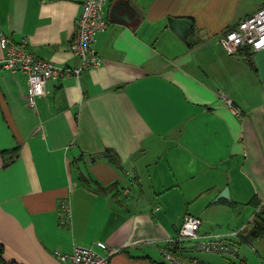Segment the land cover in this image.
<instances>
[{
    "label": "crops",
    "instance_id": "1",
    "mask_svg": "<svg viewBox=\"0 0 264 264\" xmlns=\"http://www.w3.org/2000/svg\"><path fill=\"white\" fill-rule=\"evenodd\" d=\"M83 1L0 0V33L77 66L69 44ZM262 3L107 0L102 63L48 79L34 107L26 75L4 69L0 49V262L61 264L55 250L103 240L122 247L108 264H167L161 249L186 213L201 217L200 234L255 252L248 225L212 227L218 206L264 199V48L231 55L218 40ZM168 17L190 19L187 40ZM225 186L230 198L215 200ZM173 247L206 264L225 256L188 240Z\"/></svg>",
    "mask_w": 264,
    "mask_h": 264
},
{
    "label": "built area",
    "instance_id": "2",
    "mask_svg": "<svg viewBox=\"0 0 264 264\" xmlns=\"http://www.w3.org/2000/svg\"><path fill=\"white\" fill-rule=\"evenodd\" d=\"M107 0H84L76 20V26L70 39L71 53L79 59V65L66 66L52 60L36 56L26 47V41L13 42L6 34L0 33V49L3 51L2 67L11 73L23 72L27 77L26 98L30 107L35 99L46 92V83L50 78L68 75L79 76L86 67H97L103 59L95 49L96 34L104 31L108 21L104 14ZM218 40L227 54H235L239 49L249 47L251 51L264 48V0L252 14L241 19L236 25L218 35ZM264 97V85L262 86ZM62 214L68 213L66 204L60 207ZM201 217L186 213L182 216L177 235L168 239L169 247L161 249L167 264H206L197 257L182 258L173 251V245L188 240L195 249L207 253H219L233 256L234 251L219 233H199ZM95 247L73 244L71 251L55 250L54 255L61 264H108L111 256L122 251L120 246L108 245L96 240ZM236 256V255H235ZM227 264H242L229 259ZM256 264H264L259 260Z\"/></svg>",
    "mask_w": 264,
    "mask_h": 264
},
{
    "label": "rangeland",
    "instance_id": "3",
    "mask_svg": "<svg viewBox=\"0 0 264 264\" xmlns=\"http://www.w3.org/2000/svg\"><path fill=\"white\" fill-rule=\"evenodd\" d=\"M225 51V50H224ZM219 209L217 210L219 215L216 217V222L219 223V225H213L212 230L217 231H224L227 229L235 228L234 225H229V223L234 224V221H237V227L240 229L243 225H248V221L252 219L253 213L256 211V207L254 204L251 203H245L240 204L238 206L229 207L228 206H218ZM247 226V229H248ZM246 233V229L244 231ZM233 239H229V242L231 243V247L233 250H238L237 256L231 255V256H220L218 254H206L209 256H213L217 262L220 264H227L229 259L234 260L236 262H241L242 264H256L260 259H264V235L259 236L256 238L251 239V243L253 247L256 249L254 252L251 249L250 244H237L235 243ZM228 242V243H229ZM95 244V241H94ZM258 250V251H257Z\"/></svg>",
    "mask_w": 264,
    "mask_h": 264
},
{
    "label": "trees",
    "instance_id": "4",
    "mask_svg": "<svg viewBox=\"0 0 264 264\" xmlns=\"http://www.w3.org/2000/svg\"><path fill=\"white\" fill-rule=\"evenodd\" d=\"M245 50L247 51L246 55L250 56L253 54V51H251V49L249 47H246ZM249 60H251V59H249ZM105 152L106 153H104V156L107 157L108 160H110L111 162L117 163L118 157H117V154L115 153V151L107 148V149H105ZM81 177H83L82 174H81ZM84 179H88V178L84 177ZM96 188L101 192H106V191H108L109 187H102V186L98 185ZM248 203L254 204L256 207V211L253 213L252 219L250 221H248V223H249V227H248L249 236H251L253 238L263 236L264 235V199L262 201L255 200L254 202H252V199H250V200H248ZM0 255H1V251H0ZM0 264H2V263L0 262Z\"/></svg>",
    "mask_w": 264,
    "mask_h": 264
},
{
    "label": "water",
    "instance_id": "5",
    "mask_svg": "<svg viewBox=\"0 0 264 264\" xmlns=\"http://www.w3.org/2000/svg\"><path fill=\"white\" fill-rule=\"evenodd\" d=\"M167 22H168V25H169L170 29L172 31H174V33L176 35H178V37H180L181 39L187 40V36H188V33L190 31V28H191V21H190L189 18H185V17H168L167 18ZM219 198H225V199H229L230 198L227 186H225L220 191V193L217 195L215 200H218Z\"/></svg>",
    "mask_w": 264,
    "mask_h": 264
}]
</instances>
